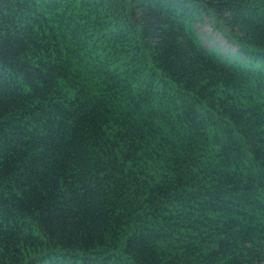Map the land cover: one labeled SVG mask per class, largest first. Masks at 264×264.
I'll return each mask as SVG.
<instances>
[{"label": "trees", "instance_id": "16d2710c", "mask_svg": "<svg viewBox=\"0 0 264 264\" xmlns=\"http://www.w3.org/2000/svg\"><path fill=\"white\" fill-rule=\"evenodd\" d=\"M0 264H264V0H0Z\"/></svg>", "mask_w": 264, "mask_h": 264}, {"label": "rangeland", "instance_id": "374dc122", "mask_svg": "<svg viewBox=\"0 0 264 264\" xmlns=\"http://www.w3.org/2000/svg\"><path fill=\"white\" fill-rule=\"evenodd\" d=\"M199 31L203 33V38L207 46L222 47L224 53L237 51V46L228 39L221 29L215 26V22L210 20V17H207L206 23L199 26Z\"/></svg>", "mask_w": 264, "mask_h": 264}]
</instances>
